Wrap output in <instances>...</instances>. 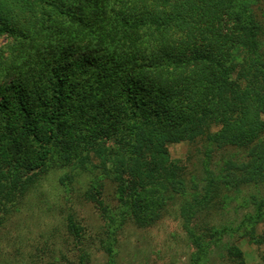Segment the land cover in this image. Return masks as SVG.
Returning a JSON list of instances; mask_svg holds the SVG:
<instances>
[{"label":"trees","instance_id":"obj_1","mask_svg":"<svg viewBox=\"0 0 264 264\" xmlns=\"http://www.w3.org/2000/svg\"><path fill=\"white\" fill-rule=\"evenodd\" d=\"M261 33L245 0H0V232L55 167L69 169L59 178L65 187L94 174L86 199L112 235L128 218L154 226L188 191L170 146L207 131L217 146L247 155L228 159L217 175L208 170L204 193L181 206L199 262L205 232L191 219L218 206L226 190L264 184ZM107 178L117 208L101 197ZM251 202L255 212L233 230L246 225L245 237L259 246L264 197ZM83 221L71 210L63 241H50L51 231L29 258L14 238L25 254L19 263L88 264L96 237ZM113 245L105 246L109 264ZM228 256L246 264L236 244Z\"/></svg>","mask_w":264,"mask_h":264},{"label":"rangeland","instance_id":"obj_2","mask_svg":"<svg viewBox=\"0 0 264 264\" xmlns=\"http://www.w3.org/2000/svg\"><path fill=\"white\" fill-rule=\"evenodd\" d=\"M245 2L254 8L261 26L260 51L264 54V0ZM5 42L4 38L0 40V44ZM213 130H217V127ZM170 152L172 158L184 168L188 191L176 196L158 224L145 228L128 218L120 222V229L112 235L113 231H108L110 224L104 220L103 213L86 199L90 189L95 191L92 183L98 182L94 174L91 171L83 172L70 184L71 187H65L61 185L59 178L69 169L55 167L38 178L36 188L26 198L24 213L20 214L17 221L9 222L5 229L1 230L0 246L4 248L0 249V262L9 264L11 261V264H20L19 259L21 260L22 256L26 254L29 258L28 252L30 255L37 253L38 246L48 240L51 231L54 236H51L50 241L61 243L66 230V217L71 210H75L78 216L85 220L83 222L90 225L96 237L88 264H109L112 261L105 247L109 242L115 246L116 257L113 264H237L236 260L228 256L233 244L243 252L246 264H264V244L258 246L245 237L248 232L246 225L233 230L247 220L249 214L255 212L251 196L264 197L263 183H251L239 189L226 190V197L220 198L222 200L218 206L210 212L203 210L191 219L189 226L201 227V230H204V241L207 245L206 252L197 263L191 259L196 247L188 233L187 219L185 215H181V206L186 200L191 202L196 195L204 193L208 170L217 175L228 159H243L247 150L232 146L219 147L207 139L205 131L193 140L170 146ZM194 183L198 184L197 189L193 188ZM101 192L105 203L110 208H117L120 203L115 193L116 186L110 178L105 180ZM214 226L215 228H211ZM258 232L264 233V222H259ZM16 237H20L25 245L24 255L17 250L20 243L13 242ZM11 257L19 259L11 260Z\"/></svg>","mask_w":264,"mask_h":264}]
</instances>
